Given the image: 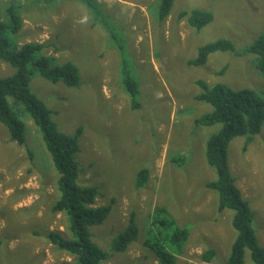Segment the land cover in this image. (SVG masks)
Returning <instances> with one entry per match:
<instances>
[{
    "label": "rangeland",
    "instance_id": "374dc122",
    "mask_svg": "<svg viewBox=\"0 0 264 264\" xmlns=\"http://www.w3.org/2000/svg\"><path fill=\"white\" fill-rule=\"evenodd\" d=\"M8 1L0 0L1 12ZM19 1L25 9L15 43H44L58 64L71 61L79 70L78 87L35 76L30 88L52 110L61 132L73 134L82 126L78 183L96 186L94 206H111L102 224L89 227L93 242L107 253L104 264H157L145 247L156 206H164L189 231L178 264H225L235 236L233 212L217 210L215 193L207 188L216 174L204 157L206 140L221 124L195 125L196 118L212 111L210 104L194 98L200 92L195 81L233 90L264 89L256 56L243 51L264 33V0H173L162 21L157 19L160 0H95L99 16L77 0L38 8ZM195 9L213 14L200 31L178 17ZM219 39L229 40L235 51L214 52L203 66L186 63L199 46ZM12 71L0 60V76ZM127 81L136 84L132 93ZM10 103L25 123L31 155L10 141L0 124V264L74 260L46 238L54 230L72 237L64 215L51 210L60 194L58 173L25 105ZM243 145V137L233 139L227 161L264 247V124L245 149ZM141 170L147 178L137 187ZM131 213L137 240L117 252L113 241ZM207 248L216 252L211 262L199 258ZM245 264L253 263L247 257Z\"/></svg>",
    "mask_w": 264,
    "mask_h": 264
},
{
    "label": "trees",
    "instance_id": "16d2710c",
    "mask_svg": "<svg viewBox=\"0 0 264 264\" xmlns=\"http://www.w3.org/2000/svg\"><path fill=\"white\" fill-rule=\"evenodd\" d=\"M29 1L38 8L49 6L59 0ZM77 1L94 11L96 16L102 13L95 0ZM172 2L173 0H160L157 7L158 20L162 21L169 15ZM24 9L23 2L9 0L6 8L0 11V60L8 64L11 71L13 70L0 76V124L8 129L10 141L27 149L25 123L20 113L10 103V99L23 103L33 123L40 130L44 147L58 173L57 184L60 194L51 210L64 215L66 231L69 230L72 237H63V233L54 230L46 233V238L58 249L75 257L74 260L71 258L58 264H104L108 258L107 253L93 242L89 227L102 224L111 206H94L99 194L96 186L78 183L77 156L82 126L73 134L61 132L52 119V110L30 88V82L35 76H41L52 83L61 81L68 87H78L79 70L71 61L58 64L55 56L45 52L44 43L33 41L15 43V37L22 27L21 13ZM178 17L184 18L196 31H200L213 20L211 12L199 9L192 10L190 14L182 11ZM101 21L103 26L109 29L106 20ZM218 51L233 52L235 48L229 40L219 39L199 46L196 55L186 63L189 66H203L210 54ZM243 51L256 56L254 65L264 79V33ZM223 70L221 69V72ZM125 84L131 93L136 88L133 81H127ZM195 84L200 88V92L194 98L212 106L211 112L194 120L195 125L208 127L221 124V127L206 140L204 157L216 174V177L207 183V188L215 193L217 210L221 213L225 210L233 212L231 226L235 236L225 264H245L247 257L253 264H264V247L259 243L255 233L254 215L249 202L242 197L235 185L227 161V149L233 139L243 137L245 149L260 132L264 124V89L233 90L223 84L210 86L202 79L196 80ZM179 163L182 164L183 160ZM146 178L147 171L141 170L137 175L136 182L139 185L137 187H140ZM151 225L150 239L146 240L145 247L154 253L157 264H178V257L184 253L189 231L180 227L172 213L164 206L154 207ZM138 232L134 213H131L126 228L113 241V250L125 251L137 240ZM215 254L213 248H207L199 258L204 262H211Z\"/></svg>",
    "mask_w": 264,
    "mask_h": 264
},
{
    "label": "bare ground",
    "instance_id": "6f19581e",
    "mask_svg": "<svg viewBox=\"0 0 264 264\" xmlns=\"http://www.w3.org/2000/svg\"><path fill=\"white\" fill-rule=\"evenodd\" d=\"M162 148V147H161ZM63 235V234H62ZM64 237V236H63ZM230 254V253H229Z\"/></svg>",
    "mask_w": 264,
    "mask_h": 264
}]
</instances>
